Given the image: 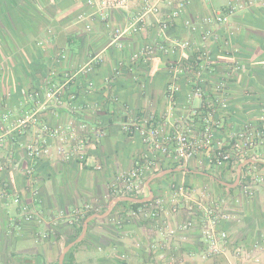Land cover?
Listing matches in <instances>:
<instances>
[{
    "label": "crops",
    "instance_id": "crops-1",
    "mask_svg": "<svg viewBox=\"0 0 264 264\" xmlns=\"http://www.w3.org/2000/svg\"><path fill=\"white\" fill-rule=\"evenodd\" d=\"M141 1H136L131 13L111 11L110 28L94 19L89 32L84 22L77 21L80 14L92 12L87 0H0V123L7 112L19 116L30 110L28 93L42 88L52 71L61 75L87 63L95 54L104 52L105 57L91 74L80 77L70 88L78 105L88 107L79 121L105 131L101 142L89 147L86 164L43 160L37 163L36 178L30 182L23 174L31 165L23 146L33 138V131L5 138L0 145V162L5 166L0 172V187L7 184L12 197H19L22 204L42 219L41 223H22L19 207L12 198L0 199V264H231L221 257L208 260L200 257L198 223L187 235V242L179 239L173 242L172 252L150 254L148 244L162 236L148 223L130 221L123 228L116 225L130 211L128 203L132 202L117 203L111 213L92 214L81 227L69 225L63 217L87 203L96 207L105 205L114 177L131 169L144 151L137 135L122 131L121 115L128 112L134 116L146 109L162 119L167 110L164 93L169 81L168 59L163 55H158L150 65L125 70L122 77L106 84L107 79L113 78L117 60L128 64L134 51L157 37L154 20L150 19L142 32L121 39L122 51L110 44L112 30L123 29L128 18L140 11ZM234 1L238 0H193L171 24L169 35L198 38L188 31L185 22H196ZM166 13L163 10L162 14ZM234 26L238 28L234 35L228 36L223 29L220 34L230 40V48L235 52L227 54L221 42L211 46L219 69L235 60L242 64L228 96L225 129L217 135L227 142L229 132L248 123L260 124L264 114V6L257 4L236 17ZM61 51L66 59L59 61ZM86 80L93 81L95 86L88 96L84 94ZM179 85L175 121L189 107L185 80H180ZM200 105L195 101L192 106ZM40 118L51 127L66 126L76 120L64 108H49ZM253 154L259 161L249 158L234 171L209 166L203 154L185 164L172 158L163 159L146 177L148 197L168 195L180 185L192 188L197 198H201L202 192H209L224 200L223 208L230 214L231 219L222 223V229L246 245L264 244V138ZM97 166L101 169H96ZM255 177L263 180L251 195L245 196L242 186ZM32 187L37 188L38 197L33 195ZM185 220L182 212L171 217L173 225ZM39 231L51 234L47 239H38ZM171 257L174 263L170 262Z\"/></svg>",
    "mask_w": 264,
    "mask_h": 264
},
{
    "label": "built area",
    "instance_id": "built-area-1",
    "mask_svg": "<svg viewBox=\"0 0 264 264\" xmlns=\"http://www.w3.org/2000/svg\"><path fill=\"white\" fill-rule=\"evenodd\" d=\"M136 1L139 0H87L92 12L80 14L77 21L84 22L85 29L89 32L92 30L94 19L110 28L109 13H131ZM192 1L142 0L140 11L128 18L126 26L112 30L110 44L122 51L124 44L121 39L125 35L142 32L149 25L150 19L154 20L157 37L134 51L128 64L122 59L117 60L113 78L107 79L106 84L110 85L112 80L122 77L125 70L150 65L158 55H163L168 59L169 81L164 93L167 110L162 119L146 109L134 116L128 112L121 115L119 123L122 131L127 135H137L144 151L135 159L131 169L121 171L114 177L105 205L96 207L87 203L63 217L69 225L81 227L92 214L110 210L113 212L117 203L125 198L143 200L135 202L140 205L135 209L131 208L124 217L116 221V225L123 228L130 221L148 223L162 236V239L150 241V254L172 252L173 242L176 239L187 242V235L198 223L202 259L221 257L231 264H264L263 243L246 245L235 241L229 232L222 229V223L231 219L229 212L223 208V199L216 198L209 192H202L201 198H197L195 191L185 185L172 188L168 195L151 199L148 197L146 177L166 158L185 164L203 154L204 161L209 166L231 171L249 158L259 161L253 153L264 138V114L260 117V124L248 123L237 131L229 132V142L217 136L225 129L224 121L229 116L228 96L232 83L242 71V64L235 60L219 69L214 61L211 46L221 42L227 54L235 52L230 48V40L222 38L220 29L228 36L234 35L238 30L234 26V19L257 4L264 6V0L230 2L224 9L210 16L196 22L186 21L185 27L198 38L170 36L171 24L182 16ZM163 10L167 11L165 15L162 14ZM49 33L52 37L51 30ZM40 44L43 45L44 42ZM64 59L66 54L61 51L58 53V60ZM104 61V52H100L74 70L61 75L52 71L42 88L31 89L28 93V100L32 103L30 110L19 116H14L12 112L3 115L0 123V145H3L5 138L33 131V138L23 146L31 161V165L23 174L30 182L36 178L37 163L43 160L59 159L63 163L77 161L86 164L89 147L99 144L105 136L101 127H91L86 121H79L88 107L78 105L77 97L70 91L77 79L91 74L95 67ZM180 80H185L188 87L186 103L189 107L186 114L175 121L174 112L179 105L178 94L181 91ZM85 84L84 94L91 95L95 91L93 81L86 80ZM113 101L116 102L117 99L114 98ZM195 101H199L201 105L192 106ZM49 108H64L75 116L76 120H71L66 126L51 127L40 118V114ZM125 111H128L127 107ZM4 169L5 166L0 162V172ZM96 169L100 170L101 167L97 166ZM262 180L261 177H255L245 182L242 186L243 194L251 195L254 187ZM32 193L38 197L37 188L32 187ZM10 198L19 207L20 222H42L40 216L26 204H22L19 197H12L7 184L1 185L0 199ZM181 212L186 215V220L173 225L171 217ZM50 232L54 233V229ZM51 233L39 231L37 238L47 239ZM170 262L174 263L175 259L171 257Z\"/></svg>",
    "mask_w": 264,
    "mask_h": 264
},
{
    "label": "water",
    "instance_id": "water-1",
    "mask_svg": "<svg viewBox=\"0 0 264 264\" xmlns=\"http://www.w3.org/2000/svg\"><path fill=\"white\" fill-rule=\"evenodd\" d=\"M121 201H126V202H132V203H135V202H142L143 200H135V199H132V198H125V199H123V200H121ZM108 212L110 213L111 210L108 211ZM87 226H88V224L86 225V228H87Z\"/></svg>",
    "mask_w": 264,
    "mask_h": 264
},
{
    "label": "trees",
    "instance_id": "trees-1",
    "mask_svg": "<svg viewBox=\"0 0 264 264\" xmlns=\"http://www.w3.org/2000/svg\"><path fill=\"white\" fill-rule=\"evenodd\" d=\"M127 203V202H126ZM130 205L131 208L135 209L137 208L140 204L138 203H128ZM91 216V215H90Z\"/></svg>",
    "mask_w": 264,
    "mask_h": 264
}]
</instances>
